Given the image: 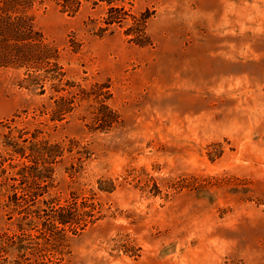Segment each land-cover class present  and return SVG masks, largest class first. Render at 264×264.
Returning <instances> with one entry per match:
<instances>
[{
  "label": "rangeland",
  "instance_id": "obj_1",
  "mask_svg": "<svg viewBox=\"0 0 264 264\" xmlns=\"http://www.w3.org/2000/svg\"><path fill=\"white\" fill-rule=\"evenodd\" d=\"M28 14L80 99L50 122L48 84L0 67V152L8 126L69 150L48 193L98 220L67 234L60 264H264V0H35ZM94 85L119 117L108 130L79 92ZM8 212L0 264L16 260Z\"/></svg>",
  "mask_w": 264,
  "mask_h": 264
},
{
  "label": "trees",
  "instance_id": "obj_2",
  "mask_svg": "<svg viewBox=\"0 0 264 264\" xmlns=\"http://www.w3.org/2000/svg\"><path fill=\"white\" fill-rule=\"evenodd\" d=\"M34 1L0 0V67L23 68L22 83L28 89L37 90L39 95L45 94V84H48L51 104L41 109L50 122H59L80 98L67 91V87L74 85L65 81V72L57 64L56 50L46 44L35 29L28 14ZM110 22H114L113 19ZM137 30L129 32L135 35L137 44L142 45L145 21ZM93 87L90 92L80 89L81 98L93 96L95 100L92 129L108 130L118 123L119 117L106 105V93L91 92L104 87ZM63 92L66 95H61ZM42 134L38 126L31 131L8 126L2 135L0 207L11 216H17L16 226L20 232L19 235H6L5 250L14 253L13 264H60L67 234H75L98 220L94 215L95 205L88 200L72 195L70 200L60 203L50 197L53 166L69 150L60 142L50 143Z\"/></svg>",
  "mask_w": 264,
  "mask_h": 264
}]
</instances>
